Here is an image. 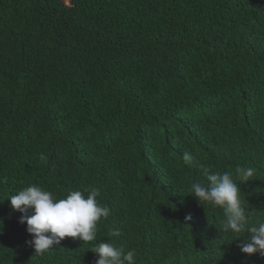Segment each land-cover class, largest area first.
Listing matches in <instances>:
<instances>
[{
  "label": "trees",
  "instance_id": "trees-1",
  "mask_svg": "<svg viewBox=\"0 0 264 264\" xmlns=\"http://www.w3.org/2000/svg\"><path fill=\"white\" fill-rule=\"evenodd\" d=\"M205 170L264 222V0H0V264H264L188 193ZM33 184L98 190L96 240L35 254L7 198Z\"/></svg>",
  "mask_w": 264,
  "mask_h": 264
},
{
  "label": "clouds",
  "instance_id": "clouds-1",
  "mask_svg": "<svg viewBox=\"0 0 264 264\" xmlns=\"http://www.w3.org/2000/svg\"><path fill=\"white\" fill-rule=\"evenodd\" d=\"M40 158L46 161L43 154ZM183 160L190 162L192 156L185 152ZM236 174L239 181H247L253 176L254 169L238 167ZM205 175L206 183L192 182L188 193L193 194L201 205L222 210L224 232L236 234L237 238L241 237L240 233L247 232L238 244L242 253L264 257V222L255 226L250 224L233 174L205 170ZM98 195L96 189L90 190L87 196L81 190H72L65 198H56L51 191L33 184L7 198L12 209L22 213L20 222H26V231L32 237L27 243L34 248L35 254L42 255L54 245H60L65 237L83 242L96 240L98 222L109 215L108 207L98 202ZM112 235L119 236L120 233L113 231ZM91 250L98 256L95 264H136L134 250L125 251L123 246L112 242H100Z\"/></svg>",
  "mask_w": 264,
  "mask_h": 264
}]
</instances>
